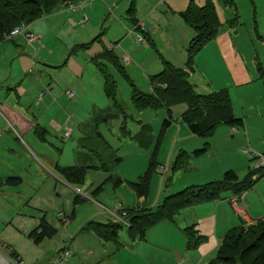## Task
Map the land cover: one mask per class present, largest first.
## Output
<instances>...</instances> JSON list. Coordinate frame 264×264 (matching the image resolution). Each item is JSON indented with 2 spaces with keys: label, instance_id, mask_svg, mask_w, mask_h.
<instances>
[{
  "label": "rangeland",
  "instance_id": "obj_1",
  "mask_svg": "<svg viewBox=\"0 0 264 264\" xmlns=\"http://www.w3.org/2000/svg\"><path fill=\"white\" fill-rule=\"evenodd\" d=\"M78 1L76 0L75 2ZM134 1L137 5L141 3V0ZM91 3H94V5H78L79 3H77L76 9L73 11L67 10L63 7V3H61L51 12L52 14L42 12V15L46 14L44 20L42 15L38 17L35 25L32 27L33 31H30L34 34L40 32L41 36L48 31L51 34L44 35L38 43L31 42L29 45L24 44V52L23 56H21L24 66L22 65L19 68L12 67V74L10 70L8 74L9 60L6 59L5 62L4 59V61L0 62V72L4 71L2 76L5 78L8 74L7 85H10L11 80H14L13 85L19 83L20 88L16 92L11 91L7 98H21L20 106H22V103H25V106L22 107L24 108V117L28 120L30 118L40 120V117L47 109V105H51L47 114L43 116L44 123H47L48 131L45 134L48 142H45V144L46 148L49 149V152L43 151L45 155L52 156L54 159L56 158L55 161L58 160L60 164L72 165L79 163V160L83 158L81 157L78 160L77 151H86L93 159L89 160L90 163L92 161L95 164L105 162L115 174H119L131 182H135L145 169L146 157L143 155L145 151H138L137 146L125 135H122L120 127L124 119L123 116L125 115V118H127L125 125L128 130L131 129V133L137 127L136 122L132 121V117L134 120L142 119V121L149 123L153 131L156 132L160 128L164 114L166 115V110L163 107L157 109L149 108L142 111L141 114L138 113L131 101L132 89L129 84L130 81L125 75H130L137 89L143 91L149 90V93H152L153 88L150 85V78L153 74L160 71L157 70L160 68L159 66L158 68H153L155 63H158L162 68L164 61L172 64L169 59H176L175 55L169 53L172 50L169 43L179 40V26L175 24V19H171L170 21L167 18V24L165 23V18L162 20L166 8L163 7L166 4L165 2L155 10L152 9V12L159 15L160 21L158 22L161 25H166V29L165 27L164 29L167 33L157 30L156 33L152 34L151 40H149V37L146 40L142 34L143 41H139V29L136 27L139 22L134 25L135 33H128L126 28L122 32L118 28L121 22L127 25L128 29L132 28L130 15L126 12L130 0H91ZM157 3H159L158 0H152V6L157 5ZM144 15L145 12L138 11L137 16L140 20L145 18ZM83 18L87 20L84 23H79ZM153 23L157 24L156 20ZM100 30L101 32H105L102 37L105 39L104 42H106L104 45L114 47L118 43L122 45V52L119 49L116 50V53L125 65L124 72H116L111 68L117 85L115 97L118 100L117 104L120 105L119 107L116 106L117 104L114 105L104 95L102 76L98 73L94 62L89 60L90 56L100 51L102 43L95 41L89 49L82 48L76 50L74 48L76 47V45L74 46L75 43L92 39ZM172 33L173 38L170 35ZM134 38L137 42L134 41ZM4 43L7 45V42ZM4 47L5 45L1 47V51ZM160 47H163V49H160ZM123 50L130 54L134 62L131 61L130 64H127L122 60L121 55ZM123 58H126L125 60L129 59L127 55H123ZM12 65H14V62ZM56 65L58 67H51ZM189 67L191 65H188L186 62L181 68L189 69ZM82 70L84 71L81 77ZM10 75L11 78L9 79ZM17 76H19L18 79L15 78ZM2 85H4V82H2ZM68 92L74 95L71 94L73 95L71 97L68 95ZM5 97L4 90H0V98ZM184 106L185 104H180L173 109L174 122L172 126L173 128L180 127V133L186 130L187 126L184 122L189 123L192 115L188 114L184 120L182 118L184 122L181 121L179 109ZM95 107L108 108L109 112L114 113L123 110V113L118 118L110 120L100 127L103 136L111 146L106 147L105 144L101 145L98 138L93 133H90L89 126H82V124L89 122V118L93 116V109ZM218 112L212 111L214 114H218ZM252 117L250 115L246 118L247 128L252 129L249 137L251 139L250 144H248L247 140L242 144L232 143L231 135L229 134L227 138L223 133L222 128L226 127H221L214 135L213 146L210 148L209 145H206L208 150L207 155H210V158L207 156L190 157L189 163L193 168H195V165H198L197 170L193 168L190 171H183L182 169L172 170V165L178 151L175 155L172 154L171 138H167L165 134L158 152V161L164 165L157 166L156 173L149 175V200L156 197H160L163 200L165 195L174 193L182 189L181 187H185V185L202 184L220 179L222 176L220 172L219 176H211L209 174L208 168L211 165L212 170L217 168L222 173L226 170H234L239 178L243 179L248 169L250 167L253 168V152L264 155V140H262L264 139V133H262L264 130L261 132L256 131L257 126L264 127V118L258 120ZM194 119L202 120V117L195 116ZM65 126H68L72 132V136L67 139H65ZM81 137H84V139H80ZM26 139V137L23 138L22 142L19 139L13 138V151H10L8 156L3 155L1 159L5 161V168L3 169L6 172V176L9 174L21 175L24 180L18 189L19 192L13 190L11 187H9L5 196L3 192H0V257L3 259V263L89 264L87 262L89 260L87 259H91L93 256H88L86 253L87 249L102 251L106 247V251L109 254L103 257V259L107 263H113L111 258L115 261L119 257H125V261H121L122 264H142L140 262L141 258L137 255L139 248L135 245V247L132 246V241L128 239L126 234L125 225L118 230V240L123 243L122 248L119 249L113 241L107 240L106 237L101 236L102 239L97 237L93 230H80L85 225L88 217H94L97 215V211L105 212L104 209H101V206L94 203L90 191L98 184L96 183L98 182L97 175H105L106 173L101 170H91L87 173V183L80 188L81 190L79 188L76 189V187L71 188L56 180L52 175L56 172L48 160L50 157L48 156L47 159V157L41 155L43 149H37ZM26 142L28 145L30 143V145L26 146ZM189 143L193 149L203 146V144H199V141V145L197 141ZM115 148H117L116 151ZM87 150H95L96 152ZM245 150L247 151L245 152ZM110 151L121 157L118 164L110 160ZM78 155H81V153H78ZM166 164L170 169L168 167V171L165 174L167 170ZM259 170H255L254 177L260 175L261 171ZM213 173L214 171H212V175ZM54 183L56 184L55 190L52 189ZM263 184L264 182L259 187L252 188L250 193H254L253 196L256 198V201L262 203L264 210ZM167 187H169V190H167ZM5 189L6 187L3 186L2 190ZM76 190L81 192L79 195H82V197L87 195L89 198L84 203L80 200L74 204V197L78 193ZM128 190L135 196L131 189ZM126 191V189L124 191L123 189L113 190L112 185L108 184L97 199L102 201L103 205L114 208L117 201H122V196H124ZM118 192L122 195L117 197ZM242 193L243 191L237 193L235 190L221 192L222 197H229L234 208L236 206L235 211L240 218L237 217V223H240L236 231L228 239L222 240L221 257L215 264H252L253 262L259 263L262 260L264 261V216L259 218H252L250 216H256V214L261 213L262 208L254 209L256 206H261L260 203L254 206V201L250 209H248L249 215L246 214V208L243 205L245 201L241 200ZM257 197H263V199L257 200ZM157 207L158 205H155V208ZM237 207L243 210L244 215L238 211ZM189 208L181 210V214L187 212V210H192L194 207ZM181 214L177 221L181 222L180 225L162 222L148 232L149 264H175L179 261L173 255V252L169 250V247L172 250H177L180 254H182L184 249L186 239L180 228L186 226V224L181 220ZM43 218L49 221L56 228V231L50 235V238H44L40 243H35L32 235L29 236L30 230L40 225L39 222ZM187 219H189L188 216ZM40 228L41 226L38 229L36 228L35 235L38 236L37 233H42V228ZM36 238L38 239L39 237ZM98 240L105 245H99L97 243L99 242ZM206 242L197 251L188 252L189 254H193V260L196 258V252L199 254L211 245V241L208 244ZM250 244H255V246L247 248ZM73 245H81V248H74ZM65 248L70 249L72 252V256L68 260L60 258V249L64 250ZM120 249L121 255L116 254ZM225 257H230L228 258L230 261H223Z\"/></svg>",
  "mask_w": 264,
  "mask_h": 264
},
{
  "label": "crops",
  "instance_id": "obj_2",
  "mask_svg": "<svg viewBox=\"0 0 264 264\" xmlns=\"http://www.w3.org/2000/svg\"><path fill=\"white\" fill-rule=\"evenodd\" d=\"M158 2L159 3H157V5L152 6V0H141V3L137 5L134 0H130L126 12L127 14L130 15L128 16L132 22V28L128 29L127 25H125L122 22L119 23L120 26L118 28H120L122 32L126 28L128 30V33L131 32L135 33L134 25L137 22L141 21L146 29L145 31L142 32L145 39L149 37L150 38L149 40H151L153 37L152 34L156 33L157 30H161L162 33L164 32L167 33V31L165 30L166 25H161V23L158 22L160 21L159 15L155 14V12H152V9L155 10L156 8H158V6L166 2V4L163 6L166 8L164 10L165 13L162 17V20L165 18V23L167 24L168 22L167 18L170 21L171 19H175L174 20L175 24L179 26V32H180L179 40H177V42L169 43L170 46L172 47V50L169 53L176 56V59H169V60L176 67H183L187 62V56H188L187 48L189 46L191 39L195 36V30L193 29V27L189 25L187 21L183 19V17L180 14L181 12L187 9L190 3H193L197 6H204L206 4H211L215 10L220 25L215 35L195 53L192 60V69L189 72V77H188L189 82L194 88L195 92L200 95H208L215 92H219L221 90H225L228 93V97H229V112L235 118H242L244 121V125L242 127H238L236 125H227L222 122H219L213 127V129L208 135L192 133L188 127V123L183 121L184 120L183 114L189 108L188 104L186 102H181L172 105L170 107L171 120H170V125L166 128L163 127L162 125L163 120L167 117V110L165 109V107H163L166 110V115L164 114V118L162 119L160 128L156 132L153 131L149 123L142 121V119L134 120V118L132 117V121L136 122L137 127H135V129H133V133H131V129L128 130L125 125L127 118H125V115L123 116L124 119L122 120L120 127L122 135L123 136L125 135L131 142H133L137 146L138 151L147 152V153L144 152L143 154L146 157L145 169L138 176L137 181L131 182L125 177L120 176L119 174H115L111 169H109V166L105 162H100L99 164H95L92 161L90 163L89 160H93V159L86 153V151H77L78 160L81 157H83L81 158V160H79V163L72 165L60 164V162L58 160L55 161L56 158L54 159V157L52 156L48 155L50 157L48 159V156L45 155L43 152L44 150L46 152H49V149L46 148V144H45V142L46 143L48 142L45 136L46 132H48L46 126L47 123H44L45 121L43 120V116L47 114L48 110L51 108V105H47V109L44 112V114L40 117V120H35L31 118L30 120H28L27 118L24 117V110H23L24 108L22 107L25 106V103H22V106H20L21 98H7L8 94L11 91L16 92V90L20 88V86L18 85L19 83L13 85L14 80H11L10 85H7L6 82H7L9 70L12 74V67L19 68L22 67L23 65L22 63L23 58H21V56H23L24 44L29 45L31 42L38 43L39 40H42L44 35H50L51 33L50 31H48L43 36H41L40 32L35 33L36 38L31 42H29L26 36H23L22 34L13 36L11 38L4 37V40L0 42V62L4 61V59L6 62L7 59L9 60V65H8V74L6 78L2 76V73L4 71L0 72V90L3 89L4 94H6L5 98H0V133H1L0 192H3L5 196V194L9 190V187L19 192L18 189L24 181L23 176L16 174L15 175L9 174L6 176V172L3 169L5 168V161L1 159L3 155L8 156L9 152L13 151L12 148L13 138L19 139L23 142V138L26 137L27 138L26 140L29 141L31 144H33V146H35L37 149L39 148L43 149L41 155L47 157V159L50 161V164H52L54 171L56 172L55 174L52 175L56 178V180L68 185L71 188L76 187V189L78 188L80 189L85 183H87L86 176L87 173L91 170L94 171L101 170L106 173L105 175L102 174H99V176L97 175L98 182L96 183L98 184L90 191V195L94 199V203L97 204L98 206H101V209H104L105 212L97 211L98 212L97 215H95L94 217H88V219H86L87 221L85 222V225L81 227L80 229L81 231L93 230L95 232V235L101 238V236L102 237H106V236H103L98 232L97 228L95 227L97 224H102L105 227L107 224L110 223H118L120 225L119 229L123 228V225H125L126 234L128 236V239L132 241L131 243L132 246L135 245L136 247L139 248L137 255H139V257L141 258L140 262L142 264H149L148 232L154 226L162 222L180 225L181 222L180 221L177 222L178 217L181 214L180 211L186 208L190 209L189 207L193 206L194 208L192 210H187V212L181 214V220L186 224V226L180 228V231L183 233L186 239L182 254H180L177 250H172L171 247H169V250L173 252V255L175 256L177 261L179 260L175 264H208L216 256L218 248L221 245L222 240L224 239L226 234L233 228L237 227L240 223V222L237 223V217L239 218V216L236 213L234 206L230 202L229 197H222L220 195L217 198L207 199L205 201H201L196 204H191L186 207L177 209L172 214L170 221L161 220L151 228L149 227L146 229L144 228L143 232L140 231L139 222H138V220L141 217L139 218L137 216L145 215L149 213V210L155 209V205L159 206L162 204L163 200L162 198L160 199V197L159 198L156 197L155 199L153 198L149 200V168L154 164L155 165L158 164L156 165L158 167L164 165L158 161V152L160 149V144L164 139L165 134L167 135V138L169 139L171 138L172 154L175 155V153L178 151L172 165V170L173 167H176L175 165L179 157L183 159L182 161H179L181 163L178 162V167L177 169L174 170H178V169H182L183 171L192 170L193 166H191V164L189 163V159L191 156H195L193 152L196 150L193 149V147H190L191 144L189 142L192 141L195 142L197 141V144L199 141V144H203V146H201L200 148H204L205 153L203 155H200V157L207 156L208 158H210L211 156L207 155L208 150L206 145L207 146L209 145L210 148L213 146L212 143L215 139L214 135L216 131L221 127H226V128H222L223 133L227 136V138L229 134L231 135L232 143L242 144L247 140L248 144H250L251 139H249V137L252 132V129L250 130L249 127L247 128L246 118L249 117L250 115L253 116L252 118H257L258 120L264 118V114H263L264 113L263 111L264 110V0H162V1L158 0ZM90 5L93 6L94 3H91ZM131 7H133V11H130ZM138 11L145 12L144 15L145 18L140 20L139 17L137 16ZM67 13L70 14L69 12ZM45 15L46 14L42 15L43 20ZM36 20L33 21L34 23L33 22L28 23L29 24L28 27L32 31H33L32 27L33 25H35ZM146 20H148V22H146ZM154 20H156L157 24L153 23ZM80 22L81 21H79V23ZM104 33L105 32H101L100 30L99 33L96 36H94L92 39L90 40L86 39L83 42L75 43L74 46L76 45V47L74 48H76V50L82 48L89 49L91 47V44H93L95 41L102 43V47H100V51L90 56L89 60L94 62V65L98 73H100V75L102 76V80H103L102 87H103L104 95L109 100H111L105 93V72L110 74L115 80L111 68H113L116 72H119V69L116 63H113L108 60H101L98 58L101 56V54H103L107 50L108 52L113 54V56H116L119 65H121L123 68H125V65L122 63L119 55L116 53V50L119 49L120 52H122L121 43H118L115 47L111 45L110 46L104 45L106 43L104 42L105 39L102 38ZM173 33L170 34L172 38H173ZM10 41H11V46H10ZM134 41L137 42L135 38ZM4 42H7V45ZM4 45L5 47L1 51V47ZM160 49H163V47H160ZM123 55H127L129 59L125 60L123 58ZM121 56H122V60L127 64L128 63L130 64V62L133 61V58H131L130 54L128 52H125L124 50ZM95 60L98 62V64H96ZM13 62L14 65H12ZM58 65L51 67H58ZM64 65L66 64L64 63ZM158 66L160 68H158ZM153 68H158L157 70L161 71L163 67L161 68V66L158 63H155ZM23 70L25 72V68ZM83 71L84 70H82L81 72L80 75L81 77L83 76ZM126 71L128 73L127 69ZM125 77L130 81L129 84L132 89V93H131V101H132L133 89H137V88L135 87V84L132 82V79L129 74H126ZM10 78L11 75L9 76V79ZM15 78L18 79L19 76ZM2 82H4V85H2ZM137 90L143 93H149V90L148 91H143L140 89ZM17 96L19 95L17 94ZM111 101L114 105L118 103L116 97L115 100H111ZM132 104L135 110L138 111V113L140 114L142 113V111L149 109V107L144 109H138L134 105L133 101ZM180 104H185L184 107L179 109L180 119L187 126L186 130L183 133H180L181 132L180 127L177 126V128H173L172 126L174 122L173 109L174 107H177ZM116 106L119 107L120 105L117 104ZM121 113H123V110L114 113V112H109L108 108L103 109L100 107H95V109H93V116H90L89 122H86L85 124L82 123L81 124L82 126L83 125L89 126L90 133H93L95 137L98 138V141L101 145L105 144L106 147L111 146L108 140L103 136L100 127L102 126V124H106L108 121L110 120L112 121L115 118H118ZM256 129L257 132H261L264 130V127L257 126ZM64 131L65 133L68 132V136L65 135V139L70 138V136H72L71 129L68 126H65ZM262 133H264V131ZM80 139H84V137H81ZM29 145L26 142V146ZM116 149L117 148H115V151ZM26 151L28 152V150ZM87 151L96 152L95 150H87ZM246 151L247 150H245V152ZM78 153H81V155H78ZM110 154H111L110 160H113L115 161V164H118V162L121 160V157L117 156L115 153H111V151ZM31 156H32V152H31ZM195 157H199V156H195ZM167 164L165 165L167 168L165 174L167 173L169 167ZM197 168L198 165H195V168L193 169L197 170ZM208 169L210 171L209 174L211 176H219V172L220 174H223L222 171H218L217 168H214L212 170V165ZM76 170L78 172L79 170L81 171V176L78 173H75L77 172ZM212 171H214L213 175H212ZM150 173L151 174L156 173V170L154 171L151 169ZM239 180L241 179L239 178ZM263 180L264 178H261L259 181L255 182L250 187V189L244 190L243 193L241 194V200L245 201L243 205L246 208L245 211L246 214L249 215L248 209H250L252 202L255 201L254 206L259 203L261 205L254 207V209L255 208L258 209L261 207L262 212L256 214V216L250 215L252 218H259L264 216L262 203L256 201V198L253 196L254 193H250L251 189L259 187L264 182ZM108 184L112 185L113 190H117V189H123V191L125 189L127 190L124 194L125 197L122 196L123 198L122 201H117L114 208H109L106 205H103L102 201L97 199ZM202 184H190L188 186L185 185V187L184 186L181 187L182 189L178 191H181L185 188H189L191 186L202 185ZM3 186L6 187L5 190H2ZM262 186H264V184ZM55 187L56 184L54 183L52 189L55 190ZM169 187H167V190H169ZM128 189H131V191L134 192L135 196H133V194ZM174 193H170V194H174ZM170 194L165 195L163 199ZM121 195L118 192L117 197ZM88 198L89 197L87 195L85 197H82V195L76 193L73 202L74 204H76V201L78 202L82 200V203H84L85 200ZM262 199L263 197L260 198L257 197V200H262ZM122 212H128V215L127 216L123 215ZM187 216L189 219H187ZM134 217L136 218V223L135 224L133 223L134 227H132L131 225H129V223L131 221L130 219ZM39 224L40 225H37L36 228L38 229L41 226L42 229L41 228L40 229L42 230V233H37L38 237L40 238V239L38 238L39 240L37 239L38 241L36 240V238H33L35 243H40L44 238H50V235L56 231V228L45 218L41 219V222H39ZM36 228L30 230L29 236H31L33 232L35 233ZM106 230H109V228L106 227ZM118 230L113 238L106 237V239L113 241L119 249L122 248L123 243H121V241L118 240L119 238ZM191 235L193 237H197L201 239L199 243H197L195 248H189V237H191ZM210 241H211V245L206 247L199 254H197L196 252V258L195 260H193L194 257L193 254H189L188 252L197 251V249L205 245L203 244L204 242L208 244ZM97 243L99 245H105L102 244L100 241ZM73 247L80 249L81 245H73ZM61 250L63 249H60V253ZM86 253L88 254V256H93L91 259L90 258L87 259L89 260L87 261L89 262V264H110L107 263L105 259H103V257H106L109 254L106 251V247L102 251L87 249ZM116 254L121 255V249L118 250ZM111 260L113 261V263L111 264H122L121 261H125V257L123 258L119 257V259L118 260L115 259V261L111 258Z\"/></svg>",
  "mask_w": 264,
  "mask_h": 264
},
{
  "label": "trees",
  "instance_id": "obj_3",
  "mask_svg": "<svg viewBox=\"0 0 264 264\" xmlns=\"http://www.w3.org/2000/svg\"><path fill=\"white\" fill-rule=\"evenodd\" d=\"M63 1L64 0H0V42L4 40L5 35L14 27L22 23H31L40 17L42 12H53L58 5L63 3ZM130 11H133V7L130 8ZM180 15L195 30V36L191 39L187 48V64L191 65V67H189V69H184L181 67H175L169 62L164 61L162 70L159 73L152 75L150 78L153 88L152 93H143L137 89H133L132 101L134 105L138 109L148 107L157 109L165 107L167 110V117L162 123L165 128L170 125V107L181 102H186L189 107L183 114V118L188 114H192L188 123V127L192 133L208 135L213 127L219 122L242 127L244 125L243 119L235 118L229 112V97L225 90L208 95H200L195 92L188 78L189 72L192 69V60L195 53L215 35L220 25L213 6L211 4L197 6L190 3L187 9L181 12ZM98 59L116 63L119 71L124 72V68L119 65L116 56H113V54L107 50L101 54ZM95 62L98 64L96 60ZM105 93L111 100H115L117 85L113 77L107 72H105ZM212 111L221 112L214 114ZM195 116L202 117V120L194 119ZM193 153L195 156H200L205 153V149H196ZM179 161H182L180 157L177 159L176 167H173V169H177ZM156 165L154 164L151 166L149 172L151 169L155 171L157 169ZM258 169H260L259 171H261V173L259 176L254 177V172ZM258 169L250 167L244 178L241 180H239L238 175L234 170H226L218 180L202 185L191 186L166 196V198L163 199L162 204L155 208V210L152 209L145 215L137 216L142 218L138 220L140 231L143 232L144 228H151L161 220L170 221L172 214L177 209L207 199L217 198L221 195V192L226 190H235L237 193L247 190L264 176V168ZM75 173H78L81 176L80 170ZM151 173H149V175ZM125 215L127 216L128 212H125ZM130 220L129 225L134 227L133 223H136V218L134 217ZM95 227L101 235L113 238L117 230L120 228V225L118 223H110L104 227L102 224H97ZM106 227L109 228V230H106ZM236 228L237 227L230 230L224 237L223 241L228 239V237L236 231ZM31 235L33 238L38 237L34 232ZM200 240V238L191 235V237H189V248H195ZM254 246L255 244H250L247 248H253ZM221 248L222 244L219 246L216 256L208 264H215L216 261L219 260L221 257ZM228 258L230 257H225L223 261H230ZM234 260L236 261V259ZM252 264H264V261L262 260L259 263L253 262Z\"/></svg>",
  "mask_w": 264,
  "mask_h": 264
},
{
  "label": "built area",
  "instance_id": "obj_4",
  "mask_svg": "<svg viewBox=\"0 0 264 264\" xmlns=\"http://www.w3.org/2000/svg\"><path fill=\"white\" fill-rule=\"evenodd\" d=\"M77 3H79L78 5H90L91 4V0H79L78 2H75V1H73V0H64L63 1V7H65L67 10H71V11H73V10H75L76 9V7H77ZM85 20H86V18H83L82 20H81V23H84L85 22ZM139 30V35H138V40L139 41H143V36H142V32L143 31H145L146 29H145V26L143 25V23L142 22H139L138 24H137V26H136ZM27 29H29V27L27 26ZM30 30V29H29ZM22 34V25H18V26H16V27H14L9 33H7L6 35H5V37L6 38H11V37H13V36H17V35H21ZM27 39H28V41L29 42H31V41H33L36 37H35V35H32L30 32L27 34V37H26ZM126 59V58H125ZM72 93L71 92H68V95L69 96H72L71 95ZM0 135H1V133H0ZM66 135L68 136V132H66ZM252 159H253V162H252V164H253V168H256V169H258V168H264V155L263 154H259V153H257V152H253V154H252ZM76 192H78V193H81V192H79L78 190H76ZM83 197H85V196H83ZM235 208H236V206H235ZM237 209H238V211L242 214V215H244V213H243V210H241V208L240 207H237ZM122 214L123 215H125V212H122ZM71 255H72V252H71V250L70 249H68V248H65L61 253H60V258L61 259H64V260H68L70 257H71Z\"/></svg>",
  "mask_w": 264,
  "mask_h": 264
},
{
  "label": "bare ground",
  "instance_id": "obj_5",
  "mask_svg": "<svg viewBox=\"0 0 264 264\" xmlns=\"http://www.w3.org/2000/svg\"><path fill=\"white\" fill-rule=\"evenodd\" d=\"M22 25V35L26 36L27 37V34L30 32L32 35H35L32 31H30L29 29H27V26L29 24H25V23H22L20 24Z\"/></svg>",
  "mask_w": 264,
  "mask_h": 264
},
{
  "label": "water",
  "instance_id": "obj_6",
  "mask_svg": "<svg viewBox=\"0 0 264 264\" xmlns=\"http://www.w3.org/2000/svg\"><path fill=\"white\" fill-rule=\"evenodd\" d=\"M0 264H4V263H3V259H2L1 257H0Z\"/></svg>",
  "mask_w": 264,
  "mask_h": 264
}]
</instances>
